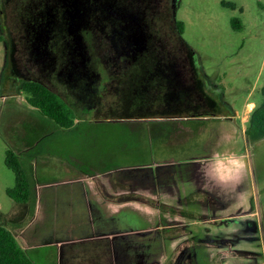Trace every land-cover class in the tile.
<instances>
[{"label": "rangeland", "instance_id": "obj_1", "mask_svg": "<svg viewBox=\"0 0 264 264\" xmlns=\"http://www.w3.org/2000/svg\"><path fill=\"white\" fill-rule=\"evenodd\" d=\"M227 2L235 6L225 5ZM138 7L144 29L141 42L147 51L115 53L106 36V20L84 14L83 19L77 21L74 5L62 0H0V212L9 214L3 219L0 215V222H8V219L17 222L20 218L21 203L6 193V188L15 181L14 172L4 162L7 146L15 149L28 168L33 191L36 178L54 179L55 154L61 153L55 150L63 147L62 152L67 153L68 148L74 156L72 160L85 165L79 171L92 166L105 169V166L138 165L143 162L138 152L146 138L149 139V128L180 127L176 128L179 134L174 140L186 136L184 121L150 123L151 119L139 117L148 107L159 106L157 102L162 94L157 95V91L167 87L171 107L176 112L212 114L222 119L236 115L231 119L236 129L230 126V135L225 136L227 126L222 122H213L206 124L201 138L216 143L234 135L236 147L243 144L252 168L253 194L249 210L258 211L261 225L260 232L241 233L239 229L244 226L240 223H246L244 214L249 210L239 208L226 215L237 219L232 221L236 229L228 227L234 231L224 232L225 236H230V241L208 246L196 244L189 238L188 244L197 246L179 253L175 264H192L195 260L201 264H264V134L249 140L244 133L250 112L260 102L264 87V0H176V3L142 0ZM234 17L241 23L237 29L232 26ZM176 20L183 22L182 34L177 30ZM183 40L192 48L193 56H187ZM9 52L11 71L43 81L73 107L75 120L71 127H59L29 108L20 90L13 95L4 94ZM147 59L171 65L173 82L166 84L161 72L155 73L153 68L145 70L133 66L145 64ZM190 67L197 71H190ZM210 99L215 101V108L208 104ZM122 114L126 117L118 118ZM105 115L110 117L105 118ZM30 146L43 149L44 153L37 156L36 161L48 165L45 171H36L38 176L29 159L39 153L29 154ZM84 160L91 161L92 166L86 165ZM59 172L64 176L74 174ZM146 196L163 202L159 197ZM169 214L172 215L163 221L169 226L160 230L162 235L189 233L190 222L210 219V216L183 209L178 214ZM34 215L25 217L27 222H33L31 229L37 225ZM223 221L226 223L228 219L222 217ZM256 240L262 246L256 247ZM178 246L180 244L173 250L157 248L156 264H163ZM31 250L37 264H53L51 255L44 254L37 259L36 249ZM258 250L259 254L255 252ZM218 255L221 258L214 260ZM162 258L165 259L161 263Z\"/></svg>", "mask_w": 264, "mask_h": 264}, {"label": "crops", "instance_id": "obj_2", "mask_svg": "<svg viewBox=\"0 0 264 264\" xmlns=\"http://www.w3.org/2000/svg\"><path fill=\"white\" fill-rule=\"evenodd\" d=\"M29 108L34 109L32 106ZM185 114L149 117L150 123L166 120L186 122L182 123L186 136L179 141L174 140V136L179 134L176 128L180 127L170 130L149 128V139L146 138L138 152L143 156V162L138 165L105 166L103 169L84 160L92 168L79 171L85 165L73 161L67 147L68 154L62 152L64 147L55 150L61 153L55 154L54 179L42 181L36 178L35 191L32 187L29 202L20 204L17 222L8 219V222L1 223L13 231L33 260L32 247L36 249L37 259L44 254L51 255L53 264H156L159 260L155 257L157 248L173 250L189 238L196 244L206 243L204 245L208 246H217L216 243L220 244L222 240L230 241V236H225L224 232L232 233L236 229L233 226H237L232 221L237 219L232 220L226 215L239 208L250 209L252 168L243 144L236 147L233 134L232 138L228 136L216 143L206 142L201 137L206 124L213 122H222L227 126L225 136L230 135V126H236L231 119L236 115L222 119L212 114ZM29 148V154L39 153L29 159L34 172L38 169L45 171L48 165L36 161L43 149ZM61 170L75 175H60ZM99 187L111 197L130 193L159 197L167 204L210 216V219L193 220L189 224V233L162 235L160 230L169 226L163 221L172 214L160 212L138 200L107 199ZM34 213L37 225L31 229L33 222H27L25 217ZM0 215L2 219L9 216L3 212ZM244 215L247 221L240 223L244 226L240 232H260L258 211L252 209ZM222 217L228 222H222ZM228 227L234 229L229 230ZM257 240L255 246H262ZM194 243L185 246L180 254L187 247H193ZM255 252L259 254L261 251ZM194 264L201 263L195 260Z\"/></svg>", "mask_w": 264, "mask_h": 264}, {"label": "trees", "instance_id": "obj_3", "mask_svg": "<svg viewBox=\"0 0 264 264\" xmlns=\"http://www.w3.org/2000/svg\"><path fill=\"white\" fill-rule=\"evenodd\" d=\"M225 5L235 6V4L232 2H227ZM231 22L232 26L236 29L241 26L240 20L237 17L232 18ZM135 26L137 37L140 41H142V39L144 38L143 23L140 22L138 25ZM176 26L179 34H182L184 28L183 22L180 20H176ZM184 48L186 50L187 56H191L193 50L186 42H184ZM8 58L9 68L6 75V80L5 82H3L4 94H16L18 93V90H20L22 91L27 103L32 106L35 110H37L39 114L54 122L59 127H71L74 124L75 120V111L73 107L58 92L49 87L43 81L34 78L23 77L19 73L16 74L11 71L10 69L13 66L11 63V52H9ZM192 71H197V69L192 68ZM261 94L262 98L260 102L252 108L244 129L245 136L249 140L256 139L264 134V87H262L261 89ZM208 104H210V106L214 108L216 107V103L213 99H210ZM172 110L175 111L174 109ZM176 111L172 112L171 115H182V113ZM171 115L168 114L167 116ZM4 162L6 166H8L14 172L15 178L14 185L6 188L7 195L17 203L29 202L32 194V182L28 168L23 163L15 149L10 146H7L5 150ZM98 189L100 193L107 199L138 200L149 205L155 206L162 212L174 214H178L180 210H182L178 207L163 203L158 199H152L146 195L130 193L121 197H111L108 196L102 190V188L99 187ZM187 245L188 241H185L184 243L180 244V246H178L175 251L169 257L166 258L163 264H175V260L177 259L179 253ZM220 258L221 256L218 255L214 257V260H218ZM0 264H36V262L28 254L27 250L23 248L22 245L19 243L13 231L1 222Z\"/></svg>", "mask_w": 264, "mask_h": 264}, {"label": "flooded vegetation", "instance_id": "obj_4", "mask_svg": "<svg viewBox=\"0 0 264 264\" xmlns=\"http://www.w3.org/2000/svg\"><path fill=\"white\" fill-rule=\"evenodd\" d=\"M62 1L63 3H66L68 5L75 6V10L77 13L76 16L77 21L82 20L84 14H89V15L93 14L96 17V19L99 18L106 20V24L108 28V32H106V36L112 42L113 50L115 53L117 52L126 53L127 51L134 50L136 51L137 54L138 53L140 54L142 53L140 52V50L142 49L145 50V52L147 51L144 42H141L139 40V38L137 37V32L135 31L136 30L135 25H138L140 22L143 23L142 17L138 14L139 12L138 6L140 5L142 0H62ZM172 1L173 3H176V0H172ZM150 59H155V58H150ZM146 62L145 64H137V65L134 64L133 66H136L137 68L141 67L145 70L153 68L152 70L155 73L159 71L161 72V79L166 84L168 83L170 84L171 82H173L172 80L173 70L170 67L171 65L167 63L162 65V63L160 64L157 61H154L152 63V60L149 61V59H147ZM76 66L77 65H75V67ZM80 66L82 67V65ZM157 95H161V100L157 102L159 106L155 105L153 108L152 107L150 108L148 107V109L145 108L146 111L142 112L143 115L139 114V117H147V118L152 116L166 117L168 114L172 113V107H171L172 98L169 95V89L166 87L163 91L162 88H159L157 91ZM157 95H155L153 98L156 99ZM135 98H136V94L133 95L132 100L135 101ZM153 102L156 103V101ZM106 116L107 115H105V118L110 117L109 115L107 117ZM125 117L126 116H123V114L118 116V118H125Z\"/></svg>", "mask_w": 264, "mask_h": 264}]
</instances>
